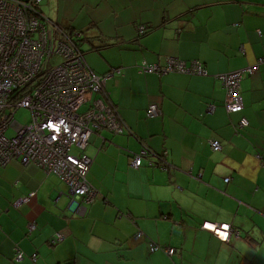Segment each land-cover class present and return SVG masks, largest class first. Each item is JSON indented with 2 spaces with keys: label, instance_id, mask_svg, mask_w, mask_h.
Segmentation results:
<instances>
[{
  "label": "crops",
  "instance_id": "0c3cea01",
  "mask_svg": "<svg viewBox=\"0 0 264 264\" xmlns=\"http://www.w3.org/2000/svg\"><path fill=\"white\" fill-rule=\"evenodd\" d=\"M40 10L58 27L66 20L79 32L72 15L94 27L85 36L101 46L84 59L98 75L120 71L105 87L125 130L88 139L91 202L70 203L67 185L34 164L0 165V264H262L264 0H42ZM138 26L150 30L139 36ZM167 57L198 60L207 74L139 69ZM248 67L256 69L240 81L243 109L229 113L218 75ZM153 103L161 115L148 116ZM203 222L229 224L228 241ZM56 233L63 238L51 244ZM151 243L175 253L150 252Z\"/></svg>",
  "mask_w": 264,
  "mask_h": 264
},
{
  "label": "built area",
  "instance_id": "2783aa9c",
  "mask_svg": "<svg viewBox=\"0 0 264 264\" xmlns=\"http://www.w3.org/2000/svg\"><path fill=\"white\" fill-rule=\"evenodd\" d=\"M40 2L0 0V165L13 161L21 165L34 164L46 173L56 174L67 185L70 203L76 199L91 202L96 194L87 179L92 158L84 149L92 133L106 130L121 134L125 130L122 119L108 101L105 87L106 80L120 71L96 74L71 36L43 17L39 19ZM139 69L156 74H207L198 60L187 62L176 57H167L163 66L142 62ZM255 69L248 67L218 75L226 90L224 106L229 113L242 111L240 81L244 74H252ZM83 105L85 108L80 110ZM20 107L30 111L28 124L22 125L13 119ZM213 109L209 106L210 111ZM147 112L150 117L162 114L155 103L148 106ZM247 125L248 121L241 118L239 127ZM10 128L13 136L6 135ZM209 145L213 151L222 148L216 139H211ZM147 155L145 148L142 149L133 157L131 165L140 167ZM33 194L20 201H29ZM201 227L225 242L232 231L227 223L203 222ZM35 228L33 222L29 223L27 233ZM140 237L141 233H136L135 238ZM62 238L56 233L50 243L56 244ZM149 250H161L168 255L175 253L174 248L157 243H151ZM22 258L23 254L17 252L15 260ZM31 258L35 260V254Z\"/></svg>",
  "mask_w": 264,
  "mask_h": 264
},
{
  "label": "rangeland",
  "instance_id": "374dc122",
  "mask_svg": "<svg viewBox=\"0 0 264 264\" xmlns=\"http://www.w3.org/2000/svg\"><path fill=\"white\" fill-rule=\"evenodd\" d=\"M47 8V7H46ZM53 18H55V17H53ZM69 20H71V24H73V26H75V27H77V28H79V31H83L85 34L86 33H88V35L90 36L91 35V32H93V29H94V27L93 26H91V24L90 23H88V22H84L81 18H76L75 16H71L70 18H69ZM65 22H66V24L67 25H64V24H62V23H58V24H60L59 26V28L60 29H62V30H70V26H72V25H70L69 24V21H66L65 20ZM54 23H55V20H54ZM62 27V28H61ZM75 27H73V28H75ZM86 27H88V30L86 29V30H80V29H84V28H86ZM91 27V28H90ZM71 30H74V29H71ZM75 32H78V30H76ZM74 33H72V35H73ZM81 44V46L83 47V50H85V51H87L89 48L87 47V46H85V44L83 43V42H80ZM87 53L88 52H86V54L85 55H87ZM55 61H58V59H56ZM83 108H85V105H83V107L80 109V110H82ZM30 111L27 109V108H23V107H20V108H18L15 112H14V117H13V119H14V121H16V122H18L19 124H22V125H25V124H28L29 122H30ZM6 135H8V136H13L14 135V131H13V129L12 128H10V129H8V130H6ZM262 249H264V247H257V250H258V254H262V255H264V251H261ZM262 252V253H261ZM259 256V255H258ZM261 259H262V257L261 256H259ZM258 257V258H259ZM263 261H264V259H263ZM262 264H264V262L262 263Z\"/></svg>",
  "mask_w": 264,
  "mask_h": 264
},
{
  "label": "trees",
  "instance_id": "16d2710c",
  "mask_svg": "<svg viewBox=\"0 0 264 264\" xmlns=\"http://www.w3.org/2000/svg\"><path fill=\"white\" fill-rule=\"evenodd\" d=\"M42 1V0H41ZM41 3V2H40ZM40 3H39V5H38V9H39V14L41 15V17H39V19L40 18H42L43 17V20L44 21H48V22H52V21H50V19H47V18H45L43 15H42V12H41V10H40ZM40 20H42V19H40ZM72 28H70V30H62L65 34H67L68 36H71L73 39V42L75 43V45H76V48L81 52V54L83 55V57H84V53L86 52L85 50H83L82 48H81V43L80 42H83V43H88V44H90L89 46H91V48H89L90 50H93V49H99L100 48V46L99 47H97V46H94V45H92L93 43L91 42V40H90V38H88V37H86L85 36V33L83 32V31H79V32H77V33H79V35H76V32H75V30H71ZM150 29H146V27L144 26V27H142L141 29H139V26H138V35L139 36H142V35H145L148 31H149ZM72 33H74L73 35H72ZM99 36V35H98ZM99 38V40L100 41H102V39L103 38H100V37H98ZM97 38V39H98ZM89 40V41H88ZM81 44V45H80ZM104 74H106V73H104ZM104 74H100V75H104ZM23 96V95H22ZM156 158H157V160L159 161V160H161V158H162V156L161 155H156ZM150 163V162H149ZM142 164H143V162H142ZM155 164H158L159 165V163H155ZM150 165H153V163L151 162L150 163ZM165 165V164H164ZM142 166V165H141Z\"/></svg>",
  "mask_w": 264,
  "mask_h": 264
},
{
  "label": "bare ground",
  "instance_id": "6f19581e",
  "mask_svg": "<svg viewBox=\"0 0 264 264\" xmlns=\"http://www.w3.org/2000/svg\"><path fill=\"white\" fill-rule=\"evenodd\" d=\"M89 41V40H88ZM161 252V251H160Z\"/></svg>",
  "mask_w": 264,
  "mask_h": 264
}]
</instances>
